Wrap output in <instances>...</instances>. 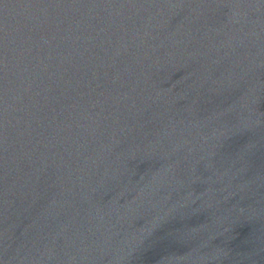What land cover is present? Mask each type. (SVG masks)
<instances>
[{
    "label": "water",
    "instance_id": "obj_1",
    "mask_svg": "<svg viewBox=\"0 0 264 264\" xmlns=\"http://www.w3.org/2000/svg\"><path fill=\"white\" fill-rule=\"evenodd\" d=\"M0 264H264V0H0Z\"/></svg>",
    "mask_w": 264,
    "mask_h": 264
}]
</instances>
